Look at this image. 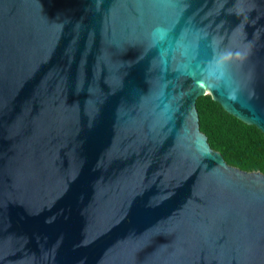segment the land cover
<instances>
[{"label": "water", "instance_id": "obj_1", "mask_svg": "<svg viewBox=\"0 0 264 264\" xmlns=\"http://www.w3.org/2000/svg\"><path fill=\"white\" fill-rule=\"evenodd\" d=\"M264 0H0V264H264Z\"/></svg>", "mask_w": 264, "mask_h": 264}, {"label": "trees", "instance_id": "obj_2", "mask_svg": "<svg viewBox=\"0 0 264 264\" xmlns=\"http://www.w3.org/2000/svg\"><path fill=\"white\" fill-rule=\"evenodd\" d=\"M196 110L200 132L212 150L229 166L264 174V135L258 128L227 113L210 95L196 100Z\"/></svg>", "mask_w": 264, "mask_h": 264}]
</instances>
